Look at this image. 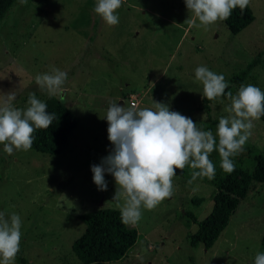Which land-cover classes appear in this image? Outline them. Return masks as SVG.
<instances>
[{"label": "rangeland", "instance_id": "obj_1", "mask_svg": "<svg viewBox=\"0 0 264 264\" xmlns=\"http://www.w3.org/2000/svg\"><path fill=\"white\" fill-rule=\"evenodd\" d=\"M95 3L16 0L0 20V94L13 91V106L26 110L29 93L42 102L49 96L35 77L60 69L68 76L62 103L78 120L66 149L57 155L32 150L8 155L0 144V212L21 218L17 254L23 262L15 257L14 264H80L70 249L84 230L77 216L100 208L120 210L112 201L114 177L105 173L107 190L100 191L91 171L113 147L105 119L111 103L131 107L134 97L137 109L152 107L153 100L164 103L215 135L230 101L212 100L208 115L200 110L198 66L223 75L228 87H235L233 95L249 84L264 91V0H250L254 19L234 36L222 20L206 28L190 24L194 16L185 0H122L115 26L94 12ZM257 55L258 65L235 85L234 78ZM253 123L242 151L231 158L239 169L250 170L252 157L264 156V124ZM209 158L214 177L222 175L218 151ZM191 171L176 170L173 195L154 210H142L141 220L127 225L137 232L135 244L121 260L104 264H254L257 253H264V184H250L210 249L193 248L189 238L196 226L185 213L202 220L215 190L212 179L189 184ZM194 199L201 201L196 205Z\"/></svg>", "mask_w": 264, "mask_h": 264}, {"label": "clouds", "instance_id": "obj_2", "mask_svg": "<svg viewBox=\"0 0 264 264\" xmlns=\"http://www.w3.org/2000/svg\"><path fill=\"white\" fill-rule=\"evenodd\" d=\"M21 4L27 0H20ZM250 0H185L193 13L189 20L193 26L207 27L218 20L227 19L235 8L245 9ZM122 0H96L94 12L109 26L119 22L116 14ZM199 23H196V21ZM68 76L65 71L53 68L50 73L35 77L40 89L49 96L59 95L61 102L63 85ZM195 78L203 86V97L209 101L224 95L228 84L221 74L206 66L195 69ZM15 93L0 94V144L3 151L12 155L14 150H30L36 129H48L55 114L47 112L46 103L29 93L26 110L12 104ZM230 103L225 108L228 115L219 119L216 134L201 130L190 118L170 111L160 102L152 101V107L137 109L121 107L113 102L106 117L108 140L112 150L93 165V182L98 190L106 191L105 173L114 177L116 191L113 197L120 209L125 225H136L142 218V210H154L163 200L174 193L173 178L176 170L189 167L192 184L198 178L209 180L215 176V165L210 154L215 150L220 156V167L225 172L234 171L231 159L242 151L251 136L254 121L264 116V91L251 84L241 86L236 95L227 93ZM218 138V143H217ZM123 201V203H121ZM21 218L13 213L6 218L0 212V264H14L20 251ZM254 264H264V253H257Z\"/></svg>", "mask_w": 264, "mask_h": 264}, {"label": "trees", "instance_id": "obj_3", "mask_svg": "<svg viewBox=\"0 0 264 264\" xmlns=\"http://www.w3.org/2000/svg\"><path fill=\"white\" fill-rule=\"evenodd\" d=\"M15 2L16 0H0V20ZM253 19L252 12L247 6L243 10L235 8L222 22L229 34L234 36L250 25ZM258 60L259 55L238 73L233 80L235 85H241L248 71L258 65ZM234 91L235 87H228L221 98L227 99V93L233 94ZM210 102L202 97L200 110L206 115L210 112ZM44 103L47 105V112L55 114V119L48 129L34 131L30 150L40 154L57 155L66 149L68 137L78 126V120L58 98L48 96ZM259 121L264 124V116ZM252 160L253 167L250 170L235 167L234 171L230 173L224 171L222 175L209 181L215 193L211 209L202 220L198 221L192 213H185L196 226L195 232L189 238L190 247L201 245L205 250L210 249L227 226L232 213L246 197L250 184L253 182L264 184V156L254 155ZM200 201L194 199L191 202L198 205ZM77 218L83 224L84 230L71 243L70 249L80 264H104L121 260L136 242L137 232L122 223L120 210L100 208ZM260 247L264 251V236L260 239ZM16 258L23 262L18 254Z\"/></svg>", "mask_w": 264, "mask_h": 264}, {"label": "built area", "instance_id": "obj_4", "mask_svg": "<svg viewBox=\"0 0 264 264\" xmlns=\"http://www.w3.org/2000/svg\"><path fill=\"white\" fill-rule=\"evenodd\" d=\"M135 100H136V97L132 98L131 101L129 102V106H131V107L136 106Z\"/></svg>", "mask_w": 264, "mask_h": 264}]
</instances>
